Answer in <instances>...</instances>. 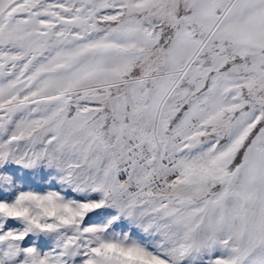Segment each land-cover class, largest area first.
Wrapping results in <instances>:
<instances>
[{
  "label": "snow or ice",
  "instance_id": "snow-or-ice-1",
  "mask_svg": "<svg viewBox=\"0 0 264 264\" xmlns=\"http://www.w3.org/2000/svg\"><path fill=\"white\" fill-rule=\"evenodd\" d=\"M0 264H264V0H0Z\"/></svg>",
  "mask_w": 264,
  "mask_h": 264
}]
</instances>
